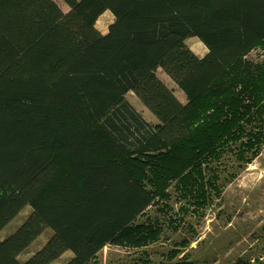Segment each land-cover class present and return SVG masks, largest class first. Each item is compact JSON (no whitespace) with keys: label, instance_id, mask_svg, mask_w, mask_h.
<instances>
[{"label":"trees","instance_id":"trees-1","mask_svg":"<svg viewBox=\"0 0 264 264\" xmlns=\"http://www.w3.org/2000/svg\"><path fill=\"white\" fill-rule=\"evenodd\" d=\"M62 1L67 13L53 0H0V233L32 209L0 240V264H52L66 252L63 264H95L107 246L147 247L162 228L139 218L168 210L169 185L205 197L206 162L244 136L257 155L264 139L263 125L245 132L264 114V65L247 59L264 47V0ZM107 11L114 22L101 34ZM46 229V245L20 262Z\"/></svg>","mask_w":264,"mask_h":264},{"label":"rangeland","instance_id":"rangeland-1","mask_svg":"<svg viewBox=\"0 0 264 264\" xmlns=\"http://www.w3.org/2000/svg\"><path fill=\"white\" fill-rule=\"evenodd\" d=\"M60 8L64 13L69 11ZM113 22V14L107 11L97 21L96 29L107 34ZM185 44L199 58L208 53L198 38H189ZM247 59L264 65V47L256 46ZM156 75L162 77L160 69ZM161 82L181 104H187L185 94L172 89L167 81ZM134 95L126 96L128 102L148 123L160 125ZM233 110L241 112L236 106ZM262 125L264 131V114L261 119L255 118L251 126H245V132L259 131ZM248 140L244 136L229 143L222 149L219 160L204 164L205 197L195 190L180 193L173 183L165 189L166 196L162 195L163 200L168 199L163 203L168 210L161 204V208L152 207L139 218L140 224H160L158 241L141 249L107 246L98 254L95 264H233L240 259L248 264H264V139L257 155L244 148ZM213 175L217 179L211 188L206 182ZM31 212V208H25L2 230L0 240L14 234ZM52 236V231L46 229L20 255V262L40 251ZM71 257L66 252L52 264H63Z\"/></svg>","mask_w":264,"mask_h":264},{"label":"bare ground","instance_id":"bare-ground-1","mask_svg":"<svg viewBox=\"0 0 264 264\" xmlns=\"http://www.w3.org/2000/svg\"><path fill=\"white\" fill-rule=\"evenodd\" d=\"M55 1L60 7H63L64 10H68L69 7L62 1V0H53ZM160 72L162 73V77L160 78L161 81L165 80L168 83H170L172 89H175L176 91H179L182 95H184V93L178 88V86L168 77V75L162 70L160 69ZM130 94H133L132 92ZM175 95V94H174ZM135 100L138 101V98L134 95ZM143 109L148 112L151 116L152 113L143 105L141 104ZM155 118V116H153Z\"/></svg>","mask_w":264,"mask_h":264}]
</instances>
